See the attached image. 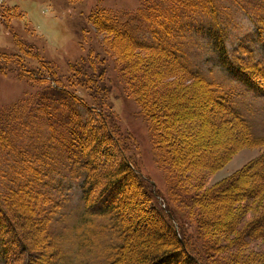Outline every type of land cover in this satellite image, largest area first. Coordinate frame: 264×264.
I'll list each match as a JSON object with an SVG mask.
<instances>
[{
    "label": "trees",
    "instance_id": "trees-1",
    "mask_svg": "<svg viewBox=\"0 0 264 264\" xmlns=\"http://www.w3.org/2000/svg\"><path fill=\"white\" fill-rule=\"evenodd\" d=\"M262 5L264 0L255 2L254 0H143L134 13L117 12L100 7L88 16L90 26L95 31L106 34L103 38V48L114 55V68L123 82L125 93L135 98L153 130L158 132L160 129L163 130H160V135L155 134L153 137L163 162L170 160L171 157L176 160L173 153L166 152L169 144L167 141L172 132L164 128L161 122L162 111L170 107L173 98L170 94L176 86L174 80L173 83L162 82L168 74L175 75L174 79L178 78V80L187 76L198 85L204 86L213 97L214 104L218 105L223 112L222 121L238 133L237 142L264 146V137L254 135L248 117L255 111L248 94L252 93L253 98H264V8L261 7ZM14 9L16 8L13 7L9 14ZM242 14L252 24L255 35L258 36L257 41L260 43L258 53L251 44L244 41L245 39H240L233 48L228 46L229 30L235 26L234 22L238 20V15ZM193 37L206 40L227 82L205 78L189 65L186 48ZM17 42L23 52L21 47L24 46L21 45L20 40ZM90 53L85 61L81 59L82 62L73 63L70 68L72 76L78 80L77 83L81 87H84L85 93L93 99L94 103L70 89L65 82L59 81L52 74V70L46 66L50 63L39 59L36 52L33 58L47 67L49 80L43 81L30 70L24 73L33 83L47 85L28 100L34 116L28 114L27 122L20 121L19 125L25 128L22 131L13 125L9 126L8 114L2 112L0 115V156L4 158L2 162L0 161V264L13 263L15 257L12 253L16 246L19 247L17 253L20 251L23 253L20 257L23 259L22 264H47L42 262L41 255L33 257V252L28 246V241H32V237L29 235L28 240L23 233V223L18 214L19 210H14V201H21L23 205L33 209H44L37 221L40 222V226L44 225L43 237L47 247L55 249L47 257H50L49 264L62 261V255L57 252V247L59 243H62L61 238L64 236L65 228L67 227L70 231L73 228L70 225L71 220L68 224L72 211L68 207L70 197L66 190L73 188L72 182L76 179L78 180L76 187L80 191L84 209L82 213L80 212L79 218L82 220L81 224L87 225H85L87 233L96 235L95 229L98 227L95 225L94 217H105L106 225L102 224V226L108 227L118 238V243L109 249L111 251L103 264H119L122 258H125V264H180L182 262L204 264L205 255L207 257L211 256V253L218 255L223 252L222 250L227 249H223L226 246L216 235L218 233L208 229L207 224L203 222L201 227L199 225L196 236L202 244L200 249H194L183 234L179 235L181 224L184 222L179 220L175 213L171 199L164 198V208L153 204L154 200L156 202L157 200L150 188L151 185L137 172L138 168L133 162L126 158L116 132L107 120V116H104L99 108V101L96 102V97L92 95L98 92L96 87L100 86V75L104 67L96 75L93 69L100 62L92 56V52ZM16 55L0 54L1 58L13 60L19 64L20 59ZM166 62H171L172 69L164 70ZM142 64L143 67L140 66ZM89 69L92 73H88ZM152 92L155 97L150 96L149 93ZM23 106L27 104L20 106V109L25 110ZM13 107L18 108V105L15 104ZM45 113L57 114L58 122L46 118ZM87 116L91 120L95 119L101 128L105 129L107 139L114 143L118 151L119 164L98 162L108 157L106 153L102 154L99 150L101 141L93 132V128H89L92 124L90 125L91 121ZM41 130L47 133L41 134ZM19 131L28 133L29 142L23 141L25 133ZM239 131L244 132L245 135L239 136ZM34 139L40 143L38 147L35 144L30 145ZM57 147L61 149L59 153L61 162L53 166L45 160L55 151H59ZM6 157L10 159L7 160ZM35 157L39 159V162H34ZM122 174L135 176L145 198L150 199V205L147 208L157 215L172 237V241H168L162 236L163 234H154L157 237L156 251L145 254L138 263L130 262L127 255L125 257L122 253L126 238L130 236L128 230L131 228L120 221L123 213L120 201L126 195ZM177 184L184 188L186 204L197 211L200 215L198 217L203 219L204 206L209 207L211 204L206 200V196L210 193L214 194L212 190L203 189V182L199 179L191 182L181 181V184L180 182ZM32 186L37 187V190L30 199L27 188ZM225 187L226 184H218L213 189L222 191ZM244 188L247 191L239 192L244 197L236 193L231 196L238 213L245 209L246 199H249L248 204L252 206L255 200L256 208L264 207V186L259 189L243 185L240 189ZM170 191L175 194L174 187L170 188ZM174 219L177 220L178 230L173 222ZM240 227H238L239 230H244L243 226ZM221 229H224L225 233L223 232L222 235L226 238L230 227L222 226ZM233 260V264L245 262L237 254ZM217 261L221 264H231L219 255Z\"/></svg>",
    "mask_w": 264,
    "mask_h": 264
},
{
    "label": "rangeland",
    "instance_id": "rangeland-1",
    "mask_svg": "<svg viewBox=\"0 0 264 264\" xmlns=\"http://www.w3.org/2000/svg\"><path fill=\"white\" fill-rule=\"evenodd\" d=\"M141 3L143 0H0V54H17L16 56L20 59V61L15 60L19 61L17 64L13 60H5L0 56V115L5 112L8 114L9 126L13 125L19 130H25L19 125L20 121L27 122L28 114L34 116L28 100L47 85L33 83L24 73L30 70L43 81L49 80L47 67L59 81L65 82L70 89L94 103L93 99L85 93L84 87H81L77 83L78 80L72 76L70 68L73 63L82 62L81 59L85 61L92 52V56L100 62L95 65L93 72L96 71L98 75L100 69L104 67L100 75V86L96 87L98 92L92 95L96 97V102L99 101V108L104 116H107V120L116 132L126 158L133 162L138 168L137 172L151 185L150 188L157 200V202L154 200L153 204L164 208V198L171 199L175 213L179 220L184 222L181 224L179 235L183 234L194 249H200L202 244L196 236L199 225L201 227L204 222L208 229L218 233L216 235L226 246H223L225 247L223 249H227L222 250L223 252L218 255L221 258L224 257L228 263L233 264L237 254L245 261L238 264H264V207L256 208L255 200L252 206L248 204L249 199H246L245 209L238 213L231 197L233 193L238 196L243 195L239 193L247 191L245 188L240 189L243 185L259 189L264 186V160L262 161L264 146L237 142L238 133L222 121L223 112L218 105L214 104L213 97L204 86L198 85L187 76L178 80V78L174 79L175 75L168 74L162 82L173 83L174 80L176 86L170 94L173 97L170 107L162 111L161 122L164 128L172 132L167 141L169 144L167 143L166 152L173 153L176 160L171 157L170 160L163 162L162 157H159L161 153H158L153 140L155 134L160 135L159 132L163 130L160 129L159 132L153 130L135 98L125 93L123 82L114 68V55L103 48V38L106 34L95 31L88 23V16L97 8L134 13ZM13 7L16 9L9 14ZM261 7L264 8V5ZM237 19L234 22L235 26L229 30L228 46L233 48L240 39H245L244 41L251 44L258 53L260 43L257 41L258 36L255 35L252 24L243 14L238 15ZM17 40H20L21 45L24 46L21 47L23 52ZM36 52L39 59L46 60L50 65L46 64L47 67H45L40 61L34 59ZM186 52L189 65L198 70L203 77L227 80L205 39L193 37ZM167 68L172 69L171 62H166L164 70ZM88 73H92V70L89 69ZM149 94L151 97L154 96L153 92ZM252 95L249 93L248 98L252 107H255V111L248 117L254 135L264 137V98H253ZM15 104L18 108L13 107ZM21 104H27L23 106L25 110L20 109ZM45 117L53 122H58L57 119H59L57 114L52 113H45ZM89 120L90 125L92 124L89 128H93V132L101 141L99 150L102 154L106 153L108 157L98 162L119 164L118 151L114 143L107 139L105 129L101 128L95 119ZM41 131V134L47 133L44 130ZM239 132V136L245 135L244 132ZM22 133H25L23 141L29 142L28 133L26 131ZM31 144L37 147L40 145L35 139L30 142ZM59 153H61L60 148L46 158L45 162L53 166L58 165L57 163L61 162ZM6 159L10 158L6 157ZM3 160V156H0V161ZM34 162H39V159L36 158ZM121 177L125 181L126 195L120 201L123 207L120 221L123 225L128 224L131 227L128 230L130 236L126 238L122 253L125 257L127 255L130 262L138 263L145 254L156 251L157 237L154 234H163L162 236L168 241H172V237L157 215L147 208L150 205V199L145 198L135 176L122 174ZM195 179L202 180V188L211 189L214 193L206 196V200L211 204L209 207L204 206L203 219L199 218L197 211L186 204L184 188L177 184V182L181 184V181L191 182ZM77 182V179L73 180V188L66 190L70 197L68 207L72 211L68 224L71 220L70 225L73 228L70 231L66 227L63 231L62 243H59L57 247V252L62 255V261H56L55 264H103L111 251L109 249L118 243V238L108 227L102 226V224L106 225L105 217H94L95 225L98 227L95 229L96 235L87 233V225L81 224L82 220L79 218L80 212L82 213L84 209L80 191L76 187ZM218 184H226V187L222 191L213 189ZM173 187L176 195L170 191ZM27 190L28 196L32 199L37 187L32 186ZM13 206L15 211L19 210L23 233L27 239L29 235L32 237V241L28 239V246L33 252V257L41 255L42 262L49 264L50 257H47L55 249L47 247L43 237L44 225L40 226V222L37 221L44 209L32 207L31 209L23 205L21 201H14ZM173 222L177 225L176 219ZM222 226L230 227L226 238L222 235L223 232L225 233L224 229H221ZM240 226H243L244 230H239ZM175 227L178 230V227ZM18 248L16 246L12 253L15 257L12 264L23 262L20 258L23 253L21 251L17 253ZM218 255L212 253L208 257L205 255L204 264H221L217 261ZM122 259L119 260V264H125V258Z\"/></svg>",
    "mask_w": 264,
    "mask_h": 264
}]
</instances>
